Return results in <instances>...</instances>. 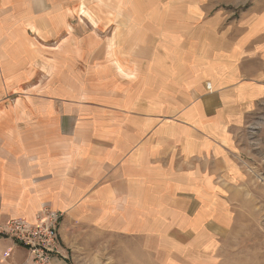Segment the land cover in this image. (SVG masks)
I'll list each match as a JSON object with an SVG mask.
<instances>
[{
    "label": "crops",
    "instance_id": "crops-1",
    "mask_svg": "<svg viewBox=\"0 0 264 264\" xmlns=\"http://www.w3.org/2000/svg\"><path fill=\"white\" fill-rule=\"evenodd\" d=\"M80 1L0 0V264H32L1 229L45 209L195 255L205 228L220 225L209 188L230 169L236 107L264 103L263 54L242 70L231 47L227 62L211 51L200 63L170 38L143 53L139 38L131 51L123 38H80ZM21 92L29 98L6 99ZM62 230L54 264H70Z\"/></svg>",
    "mask_w": 264,
    "mask_h": 264
},
{
    "label": "rangeland",
    "instance_id": "rangeland-1",
    "mask_svg": "<svg viewBox=\"0 0 264 264\" xmlns=\"http://www.w3.org/2000/svg\"><path fill=\"white\" fill-rule=\"evenodd\" d=\"M262 12L264 0H81L73 6L71 23L80 38L105 43L123 38L127 51L131 38H139L140 47L134 49L142 53L151 45L162 50L170 38L173 50L194 52L200 63L207 57L204 52L211 51L227 62L231 47L243 70L244 57L262 53L264 58V24L254 25ZM25 98L24 92L6 96L9 103ZM244 107L235 110V138L226 158L230 169L222 170L219 185L209 188L221 219L219 227L205 228L202 251L177 252L173 244V253H167L158 237L104 234L63 222V217L58 232L64 249L63 229L70 264H264V103Z\"/></svg>",
    "mask_w": 264,
    "mask_h": 264
},
{
    "label": "built area",
    "instance_id": "built-area-1",
    "mask_svg": "<svg viewBox=\"0 0 264 264\" xmlns=\"http://www.w3.org/2000/svg\"><path fill=\"white\" fill-rule=\"evenodd\" d=\"M211 89V86H207ZM64 214L45 209L35 219H13L2 229L1 236L12 239L27 249L32 264H54L56 257H65L58 228Z\"/></svg>",
    "mask_w": 264,
    "mask_h": 264
}]
</instances>
